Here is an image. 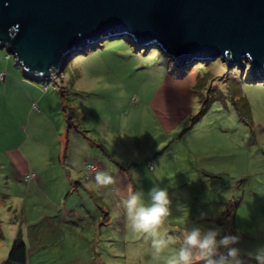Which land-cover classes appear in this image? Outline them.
Instances as JSON below:
<instances>
[{"label": "rangeland", "instance_id": "1", "mask_svg": "<svg viewBox=\"0 0 264 264\" xmlns=\"http://www.w3.org/2000/svg\"><path fill=\"white\" fill-rule=\"evenodd\" d=\"M98 45L42 81L26 78L0 50V264L17 237L27 248L26 264H162L129 227L116 194L142 191L148 202L157 185L171 199L164 225L170 235L219 228L239 235L238 246L264 247V193L248 192V183L264 181V129L239 123L244 116L236 108L240 86L263 88L264 80L249 83L248 65L242 71L219 59L195 63L179 77L156 49L124 40ZM248 95L259 100L254 90ZM62 101L74 109L70 128ZM16 151L30 172L21 181L10 155ZM43 155L56 161L45 163ZM222 160L223 176L202 170ZM97 170L114 175L116 185L98 189Z\"/></svg>", "mask_w": 264, "mask_h": 264}, {"label": "water", "instance_id": "2", "mask_svg": "<svg viewBox=\"0 0 264 264\" xmlns=\"http://www.w3.org/2000/svg\"><path fill=\"white\" fill-rule=\"evenodd\" d=\"M113 36L177 69L219 59L264 80V0H0V50L33 81Z\"/></svg>", "mask_w": 264, "mask_h": 264}, {"label": "clouds", "instance_id": "3", "mask_svg": "<svg viewBox=\"0 0 264 264\" xmlns=\"http://www.w3.org/2000/svg\"><path fill=\"white\" fill-rule=\"evenodd\" d=\"M94 181L98 189L117 183L116 177L104 170L95 172ZM116 194L121 196L120 204L129 227L150 242L155 257L162 264H243L239 259V249L234 247L240 241L239 235H221L219 228L205 230L198 226L185 227L180 237L170 235L164 228L171 216V199L167 189L153 186L148 202H145L142 191L129 188L124 193L116 190ZM178 240L179 247H173ZM169 248L171 252L163 255ZM252 255L257 264H264V247Z\"/></svg>", "mask_w": 264, "mask_h": 264}, {"label": "crops", "instance_id": "4", "mask_svg": "<svg viewBox=\"0 0 264 264\" xmlns=\"http://www.w3.org/2000/svg\"><path fill=\"white\" fill-rule=\"evenodd\" d=\"M189 82L195 83V80H190ZM190 83L187 85V87L190 86ZM243 88H245V89H243ZM250 90H254L255 92H257V94L259 95V97H258L259 100L253 99L250 95H248V91H250ZM240 95H241V100H240L241 103L240 104H242V108L244 109L245 114H247L249 121H248V123H245V122H242L239 120V123H245V124L252 125V126L254 125L256 128H259L260 130L264 129V87L261 88V85H259V84L255 85V86L251 85L250 87L249 86H243V87L240 86ZM153 109H155V108H153ZM158 109L162 112L164 111V108H158ZM155 110H157V109H155ZM9 112L12 113L13 116L18 121H21V122L23 121V120H21L22 117L20 115H18L17 112L15 111V108H9ZM165 124H167L168 126H171L170 120L167 121ZM174 124H175V122H174ZM59 154L60 153H58V161H59ZM10 155L14 161V165L19 167V169L17 170L18 171L17 175L15 177H17L18 181H21L22 179H24L23 177L26 174L30 173L29 167H27V164H26V167L24 166V163H26L25 159L23 157H21L17 151L10 153ZM42 159L44 160L45 163H51V162L54 163L56 161V158H54V157H48L47 158V157H45V155L42 156ZM222 159H224V158H222ZM58 164H59L60 168H62L64 166V164L62 162L58 163ZM60 164L62 165V167ZM225 166H227V163L224 160H222L221 162L217 163V166H215V164H212V165L207 166V167L202 166V170L207 172V174H209L211 177L215 178L216 175L214 174V172H216V171H218V173H217L218 176H220V175L223 176V174L225 172V170H224ZM58 171H61V170H58ZM82 173L83 172H81V177H82ZM57 174L59 175L60 173H57ZM94 176H95V174H94ZM69 177H70V175H68L67 173L64 174L65 182L69 183L68 187L70 186V184H72V182H70V180L68 179ZM38 179H39V177H38ZM248 180H249V177L244 182H247ZM259 181H260V179H259ZM259 181L257 182V186H253L252 184L248 183V187H249L248 192H249L250 197L255 196L257 191H259L260 194L264 193V181L262 183ZM85 182H88V181H85ZM82 187H83V185H82ZM102 206L104 209L105 208L104 206H106V204L102 203ZM239 206H241V205L236 203L235 207L238 208ZM247 206L248 207L256 206V203L247 204ZM260 207L263 208V206H260ZM237 208H234L233 215L236 214ZM263 212H264V208H263ZM81 218H83V217H81ZM262 218H264V216ZM45 221H47L48 224L52 223L49 220V218H46V217H45ZM234 247H237L239 249V254L252 256V257H254L252 254H254L257 250V249L256 250L250 249L248 246H244V245L238 246L237 244L234 245Z\"/></svg>", "mask_w": 264, "mask_h": 264}, {"label": "trees", "instance_id": "5", "mask_svg": "<svg viewBox=\"0 0 264 264\" xmlns=\"http://www.w3.org/2000/svg\"><path fill=\"white\" fill-rule=\"evenodd\" d=\"M116 37L117 36H113V37H111V38H109L107 40H110V41H112V40H124V41H128L129 42V40L127 38L117 39ZM94 48L100 49V46L99 45L98 46L91 45L89 47L90 50H86V51H91ZM81 51L82 50L75 51L74 54H76L78 52H81ZM83 53H85V51ZM6 59H8V58H6ZM200 63H202L204 65H208L210 62H208V61H202ZM190 67H191L190 64H187L184 67V69H177L178 70L177 72L180 73L179 77L180 76L182 77V75H184L185 72ZM247 81L249 83L255 82L254 80L249 79V77H247ZM196 87H198V83H197V86ZM47 88H48L47 86H44V90H47ZM62 103H64V102L62 101ZM240 103H241V101H240ZM61 106L62 107L60 109H61V111L64 112L65 117H66L65 120H66L67 128H70L72 126L71 119L73 118L74 109L73 108H66L67 106L65 105V103H64V105H61ZM236 108H239V110H240V111L237 110V114L239 115V114L242 113V116H244V117L238 116V119L240 121H242V122H245V123L248 122L249 121L248 120V116H247V114H245L244 109L242 108V104L238 105V107H236ZM72 185H73V187H75V184L72 183ZM239 259L243 262V264H257V261L252 256H247V255L239 254ZM26 263H27V248H26L24 242L22 241V239L20 237H17L15 239L14 244L12 245V247H11V249L9 251V254H8L7 259H6V261H5L4 264H26Z\"/></svg>", "mask_w": 264, "mask_h": 264}, {"label": "built area", "instance_id": "6", "mask_svg": "<svg viewBox=\"0 0 264 264\" xmlns=\"http://www.w3.org/2000/svg\"><path fill=\"white\" fill-rule=\"evenodd\" d=\"M8 58V56H6ZM0 77H2L0 80H2L4 78V75L2 73H0ZM42 81V80H41ZM44 81H47V80H44ZM89 167V166H88ZM87 168V167H86ZM91 170L94 169L93 166L90 167ZM88 169V168H87ZM89 170V169H88Z\"/></svg>", "mask_w": 264, "mask_h": 264}]
</instances>
